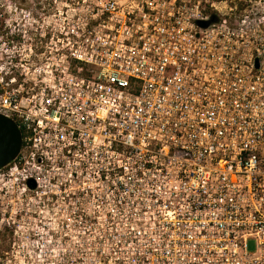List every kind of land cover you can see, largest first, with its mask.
Instances as JSON below:
<instances>
[{
  "label": "built area",
  "instance_id": "built-area-1",
  "mask_svg": "<svg viewBox=\"0 0 264 264\" xmlns=\"http://www.w3.org/2000/svg\"><path fill=\"white\" fill-rule=\"evenodd\" d=\"M218 1L98 0L43 64L0 33L9 172L73 184L77 263L264 264V7Z\"/></svg>",
  "mask_w": 264,
  "mask_h": 264
},
{
  "label": "rangeland",
  "instance_id": "rangeland-1",
  "mask_svg": "<svg viewBox=\"0 0 264 264\" xmlns=\"http://www.w3.org/2000/svg\"><path fill=\"white\" fill-rule=\"evenodd\" d=\"M97 1L0 0V33L13 39L9 46L14 43L17 53L33 54L43 64L45 58L35 54H61L58 47L65 43L64 31L92 16ZM234 2L244 4L243 0L215 3L222 6ZM250 3L258 13L263 10L264 0ZM42 76L43 72L35 79ZM12 165L0 168V264H79L81 256H86V262L96 258L98 253L87 248L91 246L90 236L76 235L72 230L78 225L70 213L73 197L63 196L65 192L59 190H70L73 184L57 188L49 184L55 177L49 183L27 184L20 173L9 172Z\"/></svg>",
  "mask_w": 264,
  "mask_h": 264
},
{
  "label": "water",
  "instance_id": "water-1",
  "mask_svg": "<svg viewBox=\"0 0 264 264\" xmlns=\"http://www.w3.org/2000/svg\"><path fill=\"white\" fill-rule=\"evenodd\" d=\"M205 26L209 20L199 19ZM22 142V134L17 123L10 117L0 113V168L9 163L18 153ZM31 184L34 181L30 179Z\"/></svg>",
  "mask_w": 264,
  "mask_h": 264
},
{
  "label": "flooded vegetation",
  "instance_id": "flooded-vegetation-1",
  "mask_svg": "<svg viewBox=\"0 0 264 264\" xmlns=\"http://www.w3.org/2000/svg\"><path fill=\"white\" fill-rule=\"evenodd\" d=\"M31 183V182H30Z\"/></svg>",
  "mask_w": 264,
  "mask_h": 264
}]
</instances>
